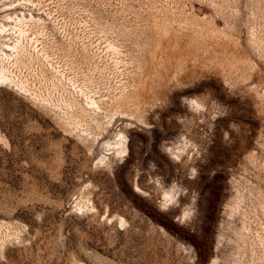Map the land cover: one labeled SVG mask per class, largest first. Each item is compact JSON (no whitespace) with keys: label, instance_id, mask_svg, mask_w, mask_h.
Segmentation results:
<instances>
[{"label":"rangeland","instance_id":"374dc122","mask_svg":"<svg viewBox=\"0 0 264 264\" xmlns=\"http://www.w3.org/2000/svg\"><path fill=\"white\" fill-rule=\"evenodd\" d=\"M0 72V264H264V0H0Z\"/></svg>","mask_w":264,"mask_h":264},{"label":"bare ground","instance_id":"6f19581e","mask_svg":"<svg viewBox=\"0 0 264 264\" xmlns=\"http://www.w3.org/2000/svg\"><path fill=\"white\" fill-rule=\"evenodd\" d=\"M2 72V71H1ZM0 72V81H2V79H4L5 77H3L4 75H2V73ZM6 79V78H5ZM4 79V80H5Z\"/></svg>","mask_w":264,"mask_h":264}]
</instances>
